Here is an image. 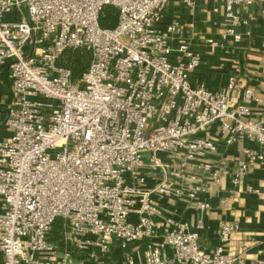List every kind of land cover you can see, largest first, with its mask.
I'll use <instances>...</instances> for the list:
<instances>
[{
    "label": "built area",
    "instance_id": "2783aa9c",
    "mask_svg": "<svg viewBox=\"0 0 264 264\" xmlns=\"http://www.w3.org/2000/svg\"><path fill=\"white\" fill-rule=\"evenodd\" d=\"M182 1L193 6L196 0ZM210 1L222 4L230 22L222 37L235 42L242 37L236 27L248 24L245 7L258 4L264 17V0ZM167 2L0 0V65H8L14 92L4 121L9 135L0 139L2 264H76L70 250L48 241L57 218L68 225L64 238L89 259L109 253L113 242L125 248L151 238L158 213L153 194L194 199L207 191V179L219 185L228 173L205 159L216 151L209 132L216 121L226 143L242 136L258 146L243 150L231 173L234 187L251 163H264V114L252 119L248 105L232 101L237 76L212 92L189 81L200 53L181 43L186 60L171 61L170 41L184 28L176 20L164 31L156 27ZM107 5L118 12L112 28L98 22ZM78 48L90 50L91 60L72 79L58 60ZM242 99L255 101L254 90L244 88ZM143 152L162 171L152 189L137 175ZM158 152L177 156V166L162 162ZM236 229L221 223L220 243L208 251L196 232L174 222L162 240L146 243L143 264H238L240 257L224 248ZM165 246L171 258L162 256ZM122 264H136L133 254H124Z\"/></svg>",
    "mask_w": 264,
    "mask_h": 264
},
{
    "label": "crops",
    "instance_id": "0c3cea01",
    "mask_svg": "<svg viewBox=\"0 0 264 264\" xmlns=\"http://www.w3.org/2000/svg\"><path fill=\"white\" fill-rule=\"evenodd\" d=\"M214 7L218 10L214 11ZM242 17L248 24L236 27L242 37L235 42L231 36L222 37L230 22L224 16L221 3L196 0L193 6H188L182 0H168L156 27L164 31L172 20L183 25L182 34L170 41V59L172 62L186 60L178 50L181 43L200 53L199 66L189 74L193 87L202 86L217 92L225 86L228 76L235 74L238 84L232 92V101L248 105L251 118L258 119L264 114V17L260 14L258 4L245 7ZM209 40L216 44L211 45ZM244 88L254 90L255 101L242 99ZM13 99L9 68L3 64L0 65V139L9 135L4 121ZM219 125L216 121L209 126L216 151L205 156L215 168L228 171L221 175L219 185L207 179V191L199 193L194 199L185 195L173 197L153 194L158 213L152 215L157 227L151 238L130 242L125 248L113 242L110 252L99 254L96 259H89L86 253H80L83 260L79 264H122L126 253L133 254L136 264H143L146 243L162 240L174 222H180L188 231L196 232L199 243L208 251L214 250L220 243L217 235L220 224L235 223L237 229L231 232L228 242L224 244L225 250L240 257L238 264H264V163H251L241 184L234 187L230 181L231 173L237 167L238 160L244 157L243 150L258 146L242 136L230 144L226 143L220 134ZM149 156V152L142 153L143 165L137 171V175L144 178V189H152L162 178L161 169L149 165ZM157 157L162 162L177 166L178 158L173 154L158 152ZM127 180L134 182L131 177ZM247 187L258 191H248ZM198 202H207L209 207L200 210ZM199 221L201 227H198ZM162 256L171 258L172 249L165 246ZM2 262L0 252V264Z\"/></svg>",
    "mask_w": 264,
    "mask_h": 264
},
{
    "label": "trees",
    "instance_id": "16d2710c",
    "mask_svg": "<svg viewBox=\"0 0 264 264\" xmlns=\"http://www.w3.org/2000/svg\"><path fill=\"white\" fill-rule=\"evenodd\" d=\"M117 9L111 5L105 6L99 14V25L104 28H112L117 23ZM91 60V52L86 48L67 49L58 60V65L71 71L72 79L79 77L88 67ZM68 230L67 223L62 218H57L48 232V241L54 244L59 251L72 250V244L66 240L65 233Z\"/></svg>",
    "mask_w": 264,
    "mask_h": 264
},
{
    "label": "rangeland",
    "instance_id": "374dc122",
    "mask_svg": "<svg viewBox=\"0 0 264 264\" xmlns=\"http://www.w3.org/2000/svg\"><path fill=\"white\" fill-rule=\"evenodd\" d=\"M71 252H72V256H73V262H75L76 264L82 263L81 261L83 260L81 258V254L80 252H78L73 246L71 248Z\"/></svg>",
    "mask_w": 264,
    "mask_h": 264
}]
</instances>
